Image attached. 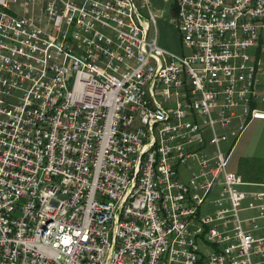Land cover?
I'll use <instances>...</instances> for the list:
<instances>
[{
	"label": "built area",
	"instance_id": "obj_1",
	"mask_svg": "<svg viewBox=\"0 0 264 264\" xmlns=\"http://www.w3.org/2000/svg\"><path fill=\"white\" fill-rule=\"evenodd\" d=\"M174 1L0 0V264H264V0Z\"/></svg>",
	"mask_w": 264,
	"mask_h": 264
},
{
	"label": "rangeland",
	"instance_id": "obj_2",
	"mask_svg": "<svg viewBox=\"0 0 264 264\" xmlns=\"http://www.w3.org/2000/svg\"><path fill=\"white\" fill-rule=\"evenodd\" d=\"M174 0H151V7L157 14L156 29L159 46L179 55L189 54V48L183 45L181 32L177 23V13L173 8ZM177 7V6H176ZM33 12L27 11L25 15ZM34 13H41L37 8ZM261 151V152H260ZM264 125H249L243 132L238 145L232 151L228 170L240 174L245 180L264 182ZM251 178V179H248ZM201 252L207 257L211 252V246L200 244Z\"/></svg>",
	"mask_w": 264,
	"mask_h": 264
},
{
	"label": "crops",
	"instance_id": "obj_3",
	"mask_svg": "<svg viewBox=\"0 0 264 264\" xmlns=\"http://www.w3.org/2000/svg\"><path fill=\"white\" fill-rule=\"evenodd\" d=\"M175 2V1H174ZM176 3V2H175ZM176 6H177V4H176ZM175 6V7H176ZM177 8V7H176ZM189 53H190V49H189ZM249 125H264V119H256V120H252L249 124H248V126ZM239 143V142H238ZM238 143H237V145H238ZM236 145V146H237ZM261 152V151H260ZM264 153V152H263ZM246 181V180H245ZM248 182V181H247ZM248 183H250V185H252V186H264V182L263 183H261V182H248Z\"/></svg>",
	"mask_w": 264,
	"mask_h": 264
},
{
	"label": "trees",
	"instance_id": "obj_4",
	"mask_svg": "<svg viewBox=\"0 0 264 264\" xmlns=\"http://www.w3.org/2000/svg\"><path fill=\"white\" fill-rule=\"evenodd\" d=\"M173 11H174V13H177V8L174 6V8H173ZM248 179H251V178H248ZM246 181H248V182H255V181H252V180H246ZM257 182V181H256Z\"/></svg>",
	"mask_w": 264,
	"mask_h": 264
}]
</instances>
